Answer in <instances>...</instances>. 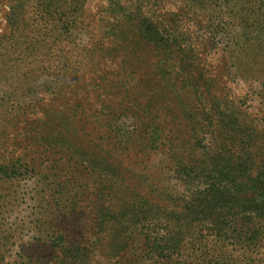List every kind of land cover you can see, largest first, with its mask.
<instances>
[{"label":"rangeland","instance_id":"obj_1","mask_svg":"<svg viewBox=\"0 0 264 264\" xmlns=\"http://www.w3.org/2000/svg\"><path fill=\"white\" fill-rule=\"evenodd\" d=\"M215 96L264 138V0H0V264H214L143 247L120 206L159 175L153 144L181 194L184 164L210 181ZM57 189L75 208L53 212Z\"/></svg>","mask_w":264,"mask_h":264},{"label":"trees","instance_id":"obj_2","mask_svg":"<svg viewBox=\"0 0 264 264\" xmlns=\"http://www.w3.org/2000/svg\"><path fill=\"white\" fill-rule=\"evenodd\" d=\"M212 104L217 114V124L211 134L216 133V136L212 137L207 147L208 153L215 151L213 157H216V163H213L211 173H208L210 181L202 182V174L195 168L188 169L184 164V168L180 166L176 177L180 180L181 194L174 182L167 178V171L170 170L166 167L167 157L162 159L165 155L164 144H153L151 151L159 155L154 162L161 164L158 167L159 175L151 178L145 173L142 174L144 176L138 174V177H142L140 180L132 173L136 180L134 185L125 186L131 191L127 195L132 204L124 203L120 207L134 210L136 216L131 218L125 229L135 223L145 235L143 247L146 243H155L160 254L165 250L170 256L168 251L171 249L192 248L217 253L214 264H220L221 260L235 264L237 255L240 260L253 262V253L264 242V138L250 122L242 121L245 112L236 111L237 115L231 119L217 101V107L214 102ZM203 144L204 140L200 139L196 146ZM150 160H147V165L152 163ZM159 177L158 183L150 182ZM74 179V176L68 178L66 183ZM115 179L117 182L118 179ZM142 185L144 192L154 200L153 195L165 202L150 207L151 198L146 194L141 198L142 194L138 192ZM74 197L64 189H57L52 203L53 212L63 213L75 208L72 204ZM150 214L155 217H150ZM159 221L161 238L152 237L150 231H155L150 227ZM123 242L119 244V252L129 246V241ZM134 254H137L136 251Z\"/></svg>","mask_w":264,"mask_h":264}]
</instances>
